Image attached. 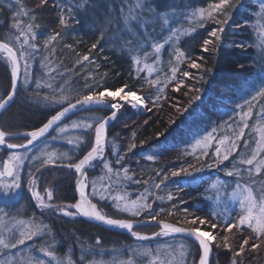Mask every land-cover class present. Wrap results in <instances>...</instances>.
<instances>
[{"label":"snow or ice","instance_id":"1","mask_svg":"<svg viewBox=\"0 0 264 264\" xmlns=\"http://www.w3.org/2000/svg\"><path fill=\"white\" fill-rule=\"evenodd\" d=\"M49 3L50 0H39L37 8L42 9L48 6ZM14 5L15 11H13ZM247 5H251V0H213V2L207 4V7L196 8L191 12L186 11L188 6L182 3L177 4L175 0L163 10L155 5L154 0H120L119 5L115 4V0H97L96 3H93V0H70V2H63L62 0L61 3H54L52 6L58 12V24L61 29H67L72 23L80 24L81 21L77 18V14L80 11H87L89 7H105L102 20L99 17L96 20V23L100 25L97 29L99 31V38L95 43L91 44L90 50L97 49L101 41L105 40V37L108 36L114 45H119L122 53L125 50L127 51L129 59L135 66V71L138 74L147 70L148 74L151 75L156 71L155 64L158 63L165 45H175L174 59L178 63L190 60V68L200 69L202 67L195 59H190L186 52L178 46L181 37H190L196 32V28L184 29L172 27L171 25L177 17H184L190 24H195L199 27H204L205 22L208 20L213 21L217 25L214 30L208 32L209 38L203 39L201 48L203 51H208V46L213 45V50L217 53L221 48H224L225 57L222 61L218 60V64L221 68H225L227 66L228 54L232 48L244 49L252 46L225 43L226 28L229 26V22L232 21L234 13ZM6 7L12 15L10 17L9 31L3 38H0V59H3L10 67V90L6 91L4 97L0 98V110L6 109L17 95L20 87L21 61H23L24 68L23 83L25 88H27L31 79L29 73L30 62L34 59L35 54L40 51V47L36 42L37 29L40 25L36 23L38 17L35 15V9L27 8L24 0H8ZM4 11V6H0V15ZM252 16L255 19V23H252V21H246L245 24L236 23V27L244 28L250 26L257 33L258 42L255 46L260 49L261 53L259 73L252 83L245 82L237 88V91L243 94L244 103L243 105H235V107L241 109V112L238 114L240 119L236 122V128H233L231 124L227 125L228 128L232 129V136L234 138H230L229 136L218 138L212 134H207L199 139H195V142L192 144V152L190 154L199 160L202 157L208 156L207 150L212 145L213 140H215L217 146L213 162L202 164L199 167L189 164L187 167L171 171L172 177H178L183 174L185 178L184 184L189 187L197 185L201 181V178L195 176L194 173L202 171L204 167L211 168L214 165L219 167L225 161H229L233 153L237 152V142L245 136V129L250 127L249 121L254 116L253 102L258 99H264V0H258L256 5H252ZM3 23L4 21L0 20V24ZM156 23L161 25L162 30L166 28L168 31V35L163 42L156 41L149 31V29L155 30L154 26ZM109 33H111L110 36L108 35ZM61 35L62 33L58 31L48 36L44 40V49L49 51V53L54 52L55 48H49V45ZM145 45H148L151 51L146 50ZM68 47L72 46L68 45ZM150 57H155L152 64L147 63ZM198 59H202V57ZM82 60L89 61V56L84 55ZM44 61H48L47 56L42 58V67H48L49 73L55 71L54 68L49 67ZM77 63H80V60ZM141 64H143V68H141ZM234 67L239 70H246L248 66L236 64ZM178 70V67L173 66L170 69L172 73L170 78L161 81L159 76H157L155 79H147L146 83L157 87V92L159 93L163 92L169 83L176 81L173 90L179 91L184 86V81L182 79L177 80L176 74ZM205 71L208 73L213 72L212 69H206ZM58 74L63 78V74ZM104 75L106 76L107 73ZM182 75L187 78L191 74L189 71H184ZM199 79L204 81V83H208L204 76L199 77ZM211 79L213 83L207 89L204 87L189 89L190 91H195L196 95L191 97L188 106L176 108L177 118L170 119L169 128H165L155 134L161 151L171 147L168 137L173 132L191 134V127L204 119L202 115L197 113L196 108H193L191 112L189 111V108L195 101H200L201 105L210 104L214 106L213 87L218 86L221 92L227 90L226 85L223 83L216 84L215 77H211ZM35 85L37 91L34 93V100L58 105L60 109L54 115H51L41 127L25 133V143L8 142L10 139L15 138V134L0 130V146L12 150L8 158L3 161L2 169H0V195L4 197H11L13 194L18 195L17 190L22 186L19 168L23 165L24 160L29 157L26 152H19V149H27L41 137L50 134V130L57 133V136H52V139H57L60 136L67 139L68 144L79 148L86 142L85 137L88 133L94 130V138L88 142L90 143L89 150L82 158H79L75 162H73V157L67 153L48 151L47 146H45L40 155L31 157L34 161H38V166L35 167V172L29 173L27 183L31 197L37 202V206L42 210H51L64 216L75 217L76 215H82L95 219L110 227L126 230L136 241L143 242L161 236L167 237L181 234L190 240L191 243H186L182 239L177 245H164L155 249L143 245L129 246L125 253L126 258L117 259L114 257L110 261L88 258V254L95 251V246H92L91 248H82L81 255L76 260L71 255V249L65 254L58 253L57 246L54 243L55 238L52 236V230L49 225L44 224L42 221H36L34 218H18L20 215L19 211L16 215H11L0 209V264H189L188 258L190 256L193 257L191 264H211L214 246L215 248L222 247L232 253L230 264H244L242 256L245 253L246 246L249 245V240H253L251 245L252 251L259 249L261 244H264V158L258 159L264 153V107L255 113L257 123L253 128L254 131L259 133V139L255 141V148L248 154H240L238 159L234 157L231 169H225L226 176L235 177V186L232 188L230 194L227 193V189L230 186L226 181L219 178L211 183L209 189L205 190L206 192L212 190L215 193L217 204L221 202L220 193L222 190L227 194L228 201L238 203L239 211L235 217L232 216V211L228 207L227 201H224L225 206L222 213L213 212L209 214L226 217L222 221L225 233H232L233 229L237 231H251L252 235L243 238L238 248H234L233 244L230 243L231 238L227 234L221 237L222 244L217 242L218 234L213 235V231L211 230L217 229L218 223H210L211 230L209 231L201 230V227L198 225L209 224L207 217L194 216L190 220H186V223L191 224L192 227L177 226L179 222L173 224L164 220H157V217L164 210L161 209L159 212L153 213L152 204L148 203V197L151 195L148 188H145L142 194L132 199L127 193L112 195L111 189H98L96 180L89 181L87 170L89 167H93L94 162L97 160L103 163V167L107 170V173H114L111 164L103 157L108 144L107 126L111 121L117 119L121 107L126 105L117 102L109 103V99L116 101L117 97H119L120 101L127 102L133 109H147L146 98L137 95L135 91L128 88L127 84L115 90L107 88L101 90L99 83L90 84L87 77H85L83 90L80 91L68 87L67 80L56 87L50 82H42L41 80H36ZM161 85L163 86L161 87ZM43 88H47L50 91L42 95L40 90ZM125 88H128L127 92H125ZM74 91L75 96H72V92ZM185 94L187 95V93ZM159 99L160 96L157 95L153 103L158 102ZM93 107L108 108L110 115L100 119L89 117L71 121L70 124L65 123L70 113L75 114L77 111L90 110ZM199 107L200 105H197V108ZM245 108H247L246 111L244 110ZM147 110L151 111V109ZM185 113H187L186 116H184ZM180 116H184V119L178 120ZM173 125L175 126L174 128L171 127ZM70 130H80L81 135L75 138L69 137L67 133ZM216 131L217 129L215 128L212 130L213 133ZM135 135L133 133V140L135 139ZM144 143L145 141H140L141 145ZM112 147L113 154H117L119 149L114 140L112 141ZM136 147L137 144L132 142L128 145L127 151L131 152ZM245 147H249L248 141H245ZM197 150H199V155H197ZM123 159V156H118L116 163L119 164ZM146 159L150 161L155 160L156 155H147ZM65 161L67 163H64ZM57 163L69 169H74L78 175L76 185L79 192V200L75 204L56 205L50 203L54 198V190L46 188L44 189L46 195H42L38 189L37 180L39 178L35 173L40 172L42 168L48 165H56ZM237 165H247L248 167L241 168L237 167ZM122 170L124 179L131 180L132 177L128 175L129 169L123 168ZM245 173L247 174V179H245ZM114 174L119 176L120 170H116ZM157 175H160V173H157ZM256 176L262 178L258 181L255 178ZM168 179L169 176L165 174L164 180L155 184L154 187L159 189L160 184ZM135 182L139 183L140 181ZM144 183L147 184L148 182L144 181ZM255 185L259 186L254 187ZM89 188L90 192L88 191ZM93 197H98L100 201L111 198L116 210L127 214L130 218L120 219L107 215L98 208L97 203L93 202ZM168 199H173L171 194H169ZM69 208H73L75 211H69ZM184 212L187 213L188 209L185 208ZM169 215H173V213L169 212ZM141 217L144 220L157 221L159 231L153 232L150 235L136 231L137 227L143 226V221L139 219ZM49 236H52L51 240L35 243L37 240ZM29 241H32L33 245L27 246L23 254L17 255L13 252V250L19 249L21 246H26ZM100 244L101 241L97 238L95 245ZM193 249H195L194 256ZM36 253H39V255H36Z\"/></svg>","mask_w":264,"mask_h":264},{"label":"trees","instance_id":"2","mask_svg":"<svg viewBox=\"0 0 264 264\" xmlns=\"http://www.w3.org/2000/svg\"><path fill=\"white\" fill-rule=\"evenodd\" d=\"M61 2L62 0H50L49 5L41 9L37 8L39 0H24L26 7L35 9V15L38 17L36 23L40 27L37 29L36 42L40 47V51L35 54L34 59L30 62L29 73L31 79L27 88H25L23 83L24 68L23 61H21L20 87L11 104L0 113V130L11 134L27 133L41 127L51 115H54L60 109L58 105L37 102L33 99L34 93L37 91L36 80L50 82L54 87L59 86L67 80L68 87L77 91L83 90L85 77H87L90 84L99 83L101 90L103 88L115 90L127 84L128 88L135 91L137 95L146 98L147 109H151V111L145 108L143 111L135 110L126 103L124 104L126 106L121 107L117 119L109 124L107 130L108 144L103 153L104 159L111 164L114 173L116 170H120V175L107 173V170L103 167V163L97 160L94 169L88 171L89 181L96 180L97 183L102 181L106 189H111L112 195L127 193L132 199H135L144 192L145 188H148L151 193L148 197V203L152 204L153 213L159 212L161 209L164 210L157 217V220H164L173 224L179 222L177 226L192 227L191 224L186 223V220H190L194 216L207 217L209 224L198 225L201 227V230H211L210 223L216 222L218 223L217 229L211 231H213V235L218 234L217 242L222 244L221 237L227 234L231 238L230 243L233 244V247L238 248L243 238L252 235L251 231H237L233 229L232 233H225L222 224L225 218L222 215H209L213 212H220L216 211L213 205L212 198L214 193L211 192L212 190L207 192L205 190L209 189L211 183L217 178L227 182L230 186L227 191L235 185V177L226 176L225 169H231L234 157L238 159L240 154H248L254 148L257 133L253 128L257 123L255 113L264 107V99H258L253 102L254 116L249 121L250 127L245 129V136L237 142V152L233 153L229 161H225L219 167L215 165L211 168L204 167L202 171L194 173L195 176L201 178V181L191 187L184 184L185 178L183 174L178 177H172L171 171L187 167L189 164L199 167L202 164L213 162L217 146L216 141L213 140L212 145L208 148V156L198 160L194 155L190 154L195 139H199L207 134H212L218 138H223L224 136L234 138L232 136V129L228 128L227 125L231 124L233 128H236V122L240 119L238 114L241 112V109L235 107V105H243L244 103L243 94L238 92L237 88L245 82L252 83L256 79L261 60V55H258V49L255 46L258 42L257 33L250 26L237 28L236 23L245 24L246 21L255 23V19L252 16V5H256L258 0H251V5L241 7L235 12L225 33L226 44L238 43L252 46L244 49L232 48L228 54L227 66L221 68L218 60L222 61L224 59V48H221L218 53L213 50V45L208 46V51H203L201 48L203 39L209 38L208 32L214 30L217 25L211 20L206 21L204 27L192 24L191 26L196 28V32L190 37H181L178 46L186 52L190 59H195L202 67L200 69H193L189 67L190 60H184L180 63L175 60L174 66L179 69L176 74L177 80L182 79L184 86L179 91H174L176 81H173L164 88L163 92L159 93L157 92V87L146 83L147 79H155L157 77L154 74L149 75L146 70L138 74L135 71V66L129 59L127 51L125 50L122 53L119 45H114L108 36L105 37V40L101 41L97 49L90 50L91 44L95 43L99 38V31L95 30L96 26L99 25L96 23V20L98 17L102 20L105 7L94 8L98 10L87 9L86 12L88 13L86 14L80 11L77 14V18L81 21L80 24L72 23L67 29H61L58 24V12L52 6L54 3ZM63 2H70V0H63ZM93 2H96V0H93ZM172 2L173 0H154L155 5L161 10L165 9ZM210 2H213V0H175L177 4L182 3L188 6L186 9L188 12L196 8L207 7V4ZM7 3L8 0H0V6H4L5 8L3 14L0 15V20L4 21L3 24H0V38H3L9 31L11 23L10 17L12 13L7 10ZM119 3L120 0H115L116 5H119ZM177 18L180 21H185L184 17ZM154 27V31L149 29L152 37L158 42H163L166 33L163 32L159 23H156ZM161 30L162 32H160ZM58 31L62 35L49 45V48H55L54 52L49 53V51L44 49V40ZM68 45L72 47H68ZM84 55L89 56V61L82 60ZM45 56L48 57V61H44V63L54 68L55 71L49 73L48 67H42V58ZM201 57L202 59H198ZM78 60H80V63H77ZM151 62L152 58H149L147 63ZM236 64H244L248 67L246 70H239L234 67ZM206 69H212L213 72L208 73L205 71ZM184 71H189L190 77H183L182 73ZM58 73L63 74V78ZM105 73H107L106 76L104 75ZM171 75L164 79L163 77L159 78L161 81H165ZM201 76H204L208 83L201 81L199 79ZM211 77H215L217 85L220 83L226 85L227 90L221 92L218 86L213 87L214 106L210 104L201 105L200 101H195L189 108V111L191 112L193 108H196L197 113L202 115L204 119L191 127V134L173 132L168 137L171 147L161 151L155 134L158 131L169 128L170 119L177 118L176 108L188 106L191 97L196 95L195 91H190L189 89L199 87L209 88V85L213 83ZM128 88H125V92L128 91ZM9 90L10 67L3 59H0V98L4 97L6 91ZM40 91L43 95L50 90L43 88ZM157 95L160 96V99L158 102L153 103ZM72 96H75V91L72 92ZM116 101L109 99V103ZM197 105H200V107L197 108ZM244 110L246 111L247 108ZM86 113H95L100 117H105L110 115V110L96 108L84 111V114ZM186 115L187 113L184 114V116ZM184 116L178 117V120L184 119ZM72 117H68L65 123L72 119ZM171 127L174 128L175 126ZM214 128L217 129L215 133L212 132ZM133 133L136 134L134 140ZM52 136H55L54 131H50V134H47L45 138L50 139ZM93 138L94 130L90 131L85 137L86 142L82 144L80 149L76 153H73V162L82 158L89 150L90 143L88 142L92 141ZM113 140L119 149L117 154H113ZM140 141H145V143L141 145ZM245 141L249 143V147L247 148L245 147ZM8 142L25 143L26 139L25 137L12 138ZM132 142H135L137 147L128 152V145ZM58 147L62 150L66 149V145L64 144H60ZM10 153L11 151L0 147L1 165ZM150 154L156 155V159L151 161L146 159L147 155ZM197 155H199V150H197ZM118 156L124 157L119 164L116 163ZM25 166L27 168L26 171H29V173L35 172L38 162L27 163ZM237 167L247 168L248 166L237 165ZM123 168L129 169L128 175L132 177L131 180L124 179ZM157 173H160V175H157ZM165 174L169 176V179L161 183L159 189L155 188V184L164 180ZM35 175L39 178L38 189L42 195L45 194L44 189L46 188L54 190V198L51 203L56 205H72L77 202L78 198L75 191L77 173H75L74 169H69L57 163L56 165H48L42 168ZM255 178L259 181L262 177L256 176ZM28 179L29 174L25 175L24 172L22 192L16 198H1L0 206L5 212L16 215L19 204L25 205L26 209L24 213H19L21 217L25 219L34 218L36 221H42L44 224L49 225L59 254L68 253L69 249H71V255L74 259L78 260L82 248L95 246V251L88 254V258L91 259L99 257L101 254L108 255L112 250L126 251L129 246L135 244L136 241L127 233L107 230L81 217L67 218L58 215V212L54 211L39 212L29 197L26 186ZM245 179H247L246 173ZM135 181L140 182L136 183ZM144 181L148 183L145 184ZM256 186L259 185H255L254 187ZM88 191L90 192V188ZM169 194L172 195V200L168 199ZM93 202L97 203L98 208L102 212L113 218H130L127 214L116 210L111 198L103 201L93 198ZM185 208L188 209L187 213L184 212ZM68 210L74 212L73 208H69ZM169 212H172L173 215H169ZM237 212H232V216L235 217ZM139 219L144 220L143 217ZM135 230L150 235L153 232L159 231V227L147 225L138 227ZM52 236L37 240L35 243L51 240ZM97 238L101 241L100 245H95ZM184 238L191 243L186 237ZM252 243L253 240L250 239L249 245L245 248V253L242 256L244 264H264V244H261L259 249L252 251ZM31 245H33V242L29 241L26 246H21L19 249L13 250V252L17 255L23 254L25 248ZM36 255H39V253H36ZM194 255L195 249H193ZM192 258V256L188 258L189 264H191ZM231 259L232 253L230 251L222 247L215 248L214 246L211 264H230Z\"/></svg>","mask_w":264,"mask_h":264},{"label":"rangeland","instance_id":"3","mask_svg":"<svg viewBox=\"0 0 264 264\" xmlns=\"http://www.w3.org/2000/svg\"><path fill=\"white\" fill-rule=\"evenodd\" d=\"M96 2H97V0H96ZM96 2H93V3H96ZM88 9L89 10L90 9H92V10H98V9H94V8H88ZM13 11H15V5L13 6ZM86 13H88V12L83 11V14H86ZM191 25L192 24H190L188 22V20H186V19H185V21H183V20L180 21L178 18H176V20L172 23L171 26L172 27H180V28L188 29V28L192 27ZM99 27H100V25L96 26L95 30L98 29ZM160 32H162V30ZM163 32L166 33L165 34V37H166L168 35L167 29L165 28L163 30ZM109 34L111 35V33H109ZM108 42H110V41L108 40ZM174 48H175V45H165V48L163 49V53H161V55H160V58H159L158 63L155 64L156 71L153 72L151 75L154 74L156 77L159 76V77H163V79H164L166 77H169V75L172 74L171 71H170V69H171V67L174 66V62H175V59H174ZM145 49L148 50V51H151V49H150V47L148 45H145ZM257 49H258V55H261L260 49L259 48H257ZM150 58H152V62L149 63V64H152L153 63V60L155 59V57H150ZM141 68H143V64H141ZM116 100H117L116 101L117 103H120V104H125L126 103L127 104V102L120 101L119 100V97H117ZM129 100H131V98H129ZM128 105H130V104H128ZM135 110L143 111L144 108H139V109H135ZM71 116H73L72 119L68 120L66 123H69L70 124L71 121L79 120V119H83V118H89V117H93L95 119L103 118V117H100L99 115H97L95 113H89V114L86 113V114H84V112L76 113V114H73ZM79 135H81L80 130H70L67 133V136L72 137V138H75L76 136H79ZM55 136H57V133L56 132H55ZM258 139H259V133L257 132L256 133V140H258ZM60 144L66 145V149H63L62 150L61 148H59L58 146ZM45 146H47V150L48 151H57V152H61V153H67L68 155H70L71 157H73V153H76L80 149V147L82 145L79 148H76V147H74V145L68 144L67 143V139L58 136L57 139H52V137L50 139L43 138V139L39 140L37 143H35L29 149H27L25 151H19L21 153H25L26 152L27 153V156L29 157L28 159H25L24 160L23 165L19 168V175L21 177V185H22V181H23L24 172H25V175L26 174H29V171H26L27 168H26L25 164H27V163L28 164H31V163H34V162H38V161H34L33 159H31V157L40 155V153L45 149ZM254 148H255V146H254ZM260 158H264V153H262L261 156L258 157V159H260ZM65 162H67V161H65ZM94 167H95V162H94V166L93 167H90L87 171H90V170L94 169ZM0 169H2L1 163H0ZM27 182H28V180H27ZM27 182H26V186L28 184ZM75 186H76V188H75V191H76L77 190L76 181H75ZM96 186H97L98 189H101V190L106 189L104 187L102 181H99L96 184ZM256 187H258V186H256ZM22 188H23V185L21 186V188L19 190H17L18 195L17 194H13V196H11V197H4V196L0 195V199L1 198H5V199L16 198L22 192ZM232 188H230L227 191V193L230 194ZM211 192H213V191H211ZM43 195H46V194H43ZM220 196H221V202L219 204H217V202L215 200V193H214L213 198H212L213 205H214L216 211H218L220 213L223 212V209H224V206H225L224 201H227L228 202V207H230V209H231L232 212L239 211L238 203L232 202V201H228L227 194L223 190L221 191ZM93 198L98 199V197H93ZM78 200H79V198H78ZM18 208H19L18 211H20L19 213H24V210L26 209V206L25 205H22L20 203L19 206H18ZM0 209H2L1 206H0ZM74 211H75V209H74ZM57 214L60 215V216H64V215H62L60 213H57ZM64 217H67V218L81 217L83 219L89 220V219L85 218L82 215H76L75 217H69V216H64ZM18 218L25 219V218H22L21 217V214L19 215ZM224 218H226V217H224ZM128 235L131 236L129 233H128ZM184 237L185 236H182L181 234H175L174 236H167V237L161 236L159 238H154V239H151L149 241H143V242L136 241L132 237L136 241L135 244L132 247H135L137 245H143L145 247H151V248L155 249L157 247H161V246H164V245H177L182 239L185 240L186 243H189ZM126 251H123V250L122 251L112 250L108 255L101 254L99 257H96L95 259H98V260L99 259H103L105 261H110L114 257L117 258V259H123V258H126V255H125Z\"/></svg>","mask_w":264,"mask_h":264},{"label":"water","instance_id":"4","mask_svg":"<svg viewBox=\"0 0 264 264\" xmlns=\"http://www.w3.org/2000/svg\"><path fill=\"white\" fill-rule=\"evenodd\" d=\"M10 105V104H9ZM8 107V106H7ZM6 107V108H7ZM96 108H104V107H93V108H91V109H96ZM90 109V110H91ZM104 109H108V108H104ZM109 110V109H108ZM3 110H0V113L2 112ZM84 111H88V110H80V111H77L76 113H80V112H84ZM75 113V114H76ZM71 115H73V114H69V116H71ZM112 122V121H111ZM110 122V123H111ZM109 123V124H110ZM109 124H108V126H109ZM108 126H107V129H108ZM24 134L25 133H21V134H15V138H19V137H25L24 136ZM43 137H41L39 140H41ZM39 140H37V141H35L32 145H30L27 149H29L30 147H32L35 143H37ZM1 147H3V146H1ZM3 148H5V147H3ZM6 149V148H5ZM27 149H19L18 151H25V150H27ZM8 151H12V150H9V149H7ZM90 168V167H89ZM88 168V169H89ZM77 179H78V175H77ZM77 179H76V181H77ZM37 186H38V181H37ZM75 188H76V186H75ZM27 190H28V194H29V196H30V198H31V200H32V203H33V205L36 207V209L38 210V211H50V210H42L40 207H38L37 206V202L31 197V193L29 192V188H28V185H27ZM76 194H77V197L79 198V194H78V192H77V190H76ZM89 221H91V222H93V223H95V224H97V225H99V226H101V227H103V228H105V229H107V230H111V231H116V232H123V233H127L128 234V232L126 231V230H122V229H119V228H116V227H110V226H108V225H105V224H103V223H101V222H99V221H93V220H89ZM147 225H156V226H158V224H157V222L156 221H145V220H143V226H147ZM142 227V226H141ZM138 228V227H137Z\"/></svg>","mask_w":264,"mask_h":264},{"label":"bare ground","instance_id":"5","mask_svg":"<svg viewBox=\"0 0 264 264\" xmlns=\"http://www.w3.org/2000/svg\"><path fill=\"white\" fill-rule=\"evenodd\" d=\"M78 192V191H77ZM78 194H79V192H78ZM85 218H87V217H85ZM87 219H89V220H93V221H96L95 219H91V218H87Z\"/></svg>","mask_w":264,"mask_h":264}]
</instances>
